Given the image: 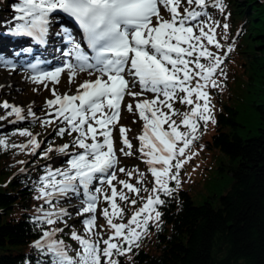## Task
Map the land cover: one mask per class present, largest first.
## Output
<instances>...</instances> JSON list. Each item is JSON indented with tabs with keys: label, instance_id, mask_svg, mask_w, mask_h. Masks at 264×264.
I'll use <instances>...</instances> for the list:
<instances>
[{
	"label": "snow or ice",
	"instance_id": "obj_1",
	"mask_svg": "<svg viewBox=\"0 0 264 264\" xmlns=\"http://www.w3.org/2000/svg\"><path fill=\"white\" fill-rule=\"evenodd\" d=\"M13 7L19 13L13 19L19 22L7 30L9 35L32 37L37 44H47L50 25L59 20L57 13L71 18L82 30L81 40L60 23L56 35L70 45L67 51L59 49L66 57L61 66L42 70L39 59L27 65L33 73L30 77L33 83L43 84L45 89L49 83L53 84L50 91L54 98L46 100L51 110L46 115L52 119H42L32 107L25 110L6 100L0 102V109L4 110L0 121L15 116L9 123L17 124L31 118L41 127L54 125L57 137L76 134L71 142L55 148L52 145L42 148L39 133L34 134L28 128L12 133L27 137L26 143H10L7 136H0L3 150L19 149L32 156L39 153L44 159L53 152L68 157L62 162L66 166H42L44 174L33 181L37 192L34 199L43 201L37 206L39 215L33 217V222L37 226L63 224V227L42 228V236L32 247L48 259L37 258L35 264H122L120 257L139 248L150 224L160 229L164 213L159 209L166 204L161 196L172 197L180 187V169L192 158L186 156V150L207 131L209 123L216 124L215 106L208 89L221 86L217 74L225 75L220 66L234 49L229 45L223 55L210 50L209 46L217 50L224 48L217 38V29L223 28L226 40L229 28L228 23L221 25L210 9L224 14L227 5L224 0H18ZM228 16L230 13L225 20ZM8 23L11 22L4 21L0 27ZM23 51L30 53L31 49ZM18 63L23 65L24 61H13L0 50V68L14 72ZM64 73L68 76V89L61 94L55 85L61 83ZM81 73L94 79H84L75 93L69 94ZM5 86L0 84V88ZM145 93L152 97L147 98ZM125 97L132 98V102H126ZM177 102L191 106L190 110L174 108ZM133 103L144 121L142 134L135 139L139 141L137 151L145 157L154 178L151 188L144 186L145 173L139 169H117L121 163L117 152L123 157L134 155L128 137L131 129L119 127L122 144L119 149L113 138L122 106L133 112ZM174 116H180L179 123ZM181 127L185 130L181 131ZM117 171L129 179L135 172L140 186L118 179ZM173 181L175 188L170 186ZM105 184L107 189L103 187ZM117 185L121 186L119 190ZM142 192L148 195L141 196ZM76 198H80V206L72 204L75 217L89 214L80 221L83 234L68 223L74 218L73 212L61 204V201L71 204ZM101 199L108 204L100 210L111 230L107 239L96 231L97 227L104 229V225H97ZM117 200L132 206L142 201V206L124 223L125 208ZM66 228L70 230L69 238L77 242L75 249H70L63 239L55 238ZM70 250L74 254L70 255ZM27 264H32L31 259Z\"/></svg>",
	"mask_w": 264,
	"mask_h": 264
},
{
	"label": "trees",
	"instance_id": "obj_2",
	"mask_svg": "<svg viewBox=\"0 0 264 264\" xmlns=\"http://www.w3.org/2000/svg\"><path fill=\"white\" fill-rule=\"evenodd\" d=\"M15 1L0 0L1 14ZM226 5L221 19L229 24L227 40L242 36L246 42L237 43L234 49L250 70L241 99L254 115L256 127L241 130L246 127L240 122L241 111L224 105L210 144L226 155L219 169L229 173L228 188L218 198L211 196L198 203L186 190L161 196L166 200L159 209L164 213L162 225L159 230L149 226L152 249L134 248L130 260L120 257L122 264H264V102L258 97L264 82V44L255 54L249 46L256 38L264 42V0H226ZM233 26L236 33H229ZM253 79L258 89L251 91ZM5 156L8 152L0 149V162ZM26 162L29 166L31 158ZM31 170L16 173L10 182L1 176L6 187L0 188V264H27L29 259L35 264L37 258L48 259L32 247L48 225L37 226L35 215L25 212L36 193L33 181L44 174L41 164ZM14 172L11 167H0V175ZM14 207L22 212L9 217Z\"/></svg>",
	"mask_w": 264,
	"mask_h": 264
},
{
	"label": "rangeland",
	"instance_id": "obj_3",
	"mask_svg": "<svg viewBox=\"0 0 264 264\" xmlns=\"http://www.w3.org/2000/svg\"><path fill=\"white\" fill-rule=\"evenodd\" d=\"M226 4V0H224ZM240 10V9H239ZM182 11V9H181ZM211 14L215 17V19L219 20L221 22V25L223 24L224 20L221 19L223 14L219 13L215 9H211ZM165 18H168L167 16ZM229 33H236L235 26L231 27L229 30ZM224 32L223 28L217 29V38L220 39L221 44L224 45V48L222 50H217L213 46H209L210 50L217 52L219 51L220 55H223L227 47L229 45L233 46V49L237 45V43L244 44L246 43L243 41V37L240 36L236 40H225L223 39ZM250 36V34H249ZM255 36V35H253ZM245 40V39H244ZM261 43L259 41V38L254 39L250 44V48L255 53H258V49L260 47ZM261 59V58H259ZM263 60V59H261ZM204 62V61H202ZM247 65L250 66L251 62L250 60L247 62ZM220 68L223 70V73L225 75H219L217 74L218 82L220 83L219 88L215 89H208V91L211 94V102L215 106L213 111L215 114V119L217 118V114L222 112L224 110V105H233L238 110L241 111V118L240 122L244 123L246 125L245 128H242L241 130L245 131L247 130H254L256 127V119L252 112L250 111L248 105H246L241 98H244V95L242 94L243 90L246 91V80H245V74L246 72H249V69H246V66L244 62L242 61L241 56L238 54V51L236 53L235 49L228 53L227 58L224 60V63L220 66ZM5 71L0 74V83L2 81V78L5 77L6 80L10 79L7 83V87L0 88V102L2 101H8L10 104H14L16 106H20L24 108L25 110L28 107H32L33 111L36 112L37 116L41 117L42 119H52V117L46 115L51 110L48 108L46 104L47 99H53L54 97L51 94L50 89L53 87V84H48V89L44 88L43 84H36L29 80L31 77L30 75H27L23 71H14L11 72L9 69L3 68ZM1 70V69H0ZM91 77H88L86 73L78 74L76 77V82L71 85V91L69 93L75 92V89L77 85L83 81L84 79H88ZM68 76L67 73H64L61 75V83L59 85H55L59 93L63 94L68 89L67 84ZM255 83V84H253ZM257 82L255 79L251 80L249 83V88L251 91L254 89H258L256 87ZM258 86V85H257ZM260 87V86H259ZM34 89H36L34 91ZM261 90H259L258 97L261 98L264 102V82L261 84ZM182 95V94H181ZM145 96L147 98H151L152 94L145 93ZM143 98V97H142ZM195 99V97H193ZM126 102H132V98L126 97ZM191 106L187 105H181L178 102L174 104V108H177L181 111H188L190 110ZM133 112L127 111L126 108L122 106L121 108V116H123L121 124L117 125L116 127V148L119 149L122 147V144L120 143V135H119V127L123 125L126 128L131 129L130 132H128V137L130 140H132L133 143V153L134 155L131 157H123L119 152H117V155L120 157L121 163L117 165V169L119 167H124L126 170L132 171L134 169H139L140 172L145 173V187L151 188V186L154 184V178L151 176V173L148 171V165L144 162L145 157H143L137 149L139 148V141L138 139H135V137H138L140 134H142L143 124L144 121L139 118L138 112L135 110V104L133 103ZM0 114H4V110L0 109ZM173 119L177 120L179 123L180 116H174ZM15 120V116L8 117L6 120L0 121V136H7L9 138V142L12 143H26L27 137H20L17 135H12L13 132L19 130H22L24 128H28V130L32 131L34 134L39 133L38 139L43 141L42 148H47L49 145H52L54 148L57 146H60L64 143H69L73 139V136L76 134L74 133L73 136L65 135L63 138L57 137L54 135L53 129L54 125L49 127H41L39 122L33 123L31 121V118H29L26 121L19 122L17 124L9 123V121ZM135 121V123H133ZM264 126V123L261 124ZM27 126V127H25ZM167 129V125L164 126ZM181 131H184L185 129L181 127ZM201 130L203 131V126L201 127ZM216 132V124L213 125L212 123H209L207 125V131L204 132V134L201 136V138L197 141H195L189 149L186 150V156H191L192 158L188 160L187 163L183 165V167L180 169V187L174 191V193H177L179 190H186L191 195L192 199L198 203L205 200V198L214 196L215 198H218L220 194L224 193V191L228 188L229 185H227L228 182V176L229 173L225 170L219 169V167H222L223 164L226 161V155L222 153L217 147L211 145L212 141V135ZM244 134V132H242ZM90 142V141H89ZM71 152L77 151V149H70ZM82 151V150H79ZM8 152V156L3 157L2 162H0V167H11L12 170H15L14 173H10L9 175L4 174L0 175V188L6 187L4 184H2L1 176H5L6 181L10 182V180H13V177L18 172H26L30 171L31 168H33L31 171L36 170L39 165L41 164V168L44 165H50L51 167L55 168L58 166H66V160L68 157L62 156L61 154L57 152H53L50 154V158L44 159L41 158L39 153L36 156L29 155L27 152H20L19 149H12L9 148L6 150ZM198 153V154H195ZM195 154V155H194ZM29 158H31V163L28 166L27 164L23 165L19 163V161H26ZM181 159H184L183 157ZM33 164V165H32ZM5 165V166H4ZM32 165V166H31ZM24 169V171H21V169ZM5 170V169H4ZM44 172V169L41 171ZM117 177L120 180H127L130 183H133L136 186H140L137 184V180L139 179L138 175L135 174L134 176L129 179L124 173H119L117 171ZM4 181V180H3ZM114 184H116V181H113ZM101 186V185H96ZM170 186L175 188V182H171ZM105 189H107V185H103ZM121 186L117 185V188L119 190ZM126 191V190H125ZM37 195V192L32 197V200L28 202L30 208L25 212H29L31 214H34L35 216L39 215L37 213L36 209L37 206L43 204L42 200H36L34 197ZM129 196L132 198H136L133 194L129 193ZM148 195L147 192H142L141 196L146 197ZM117 203L120 204L122 208H125V217H124V223H127V220L131 217L132 213L135 211L136 208L142 206V201L138 202L137 205L132 206L130 204L125 205L124 202H121L117 200ZM62 206L67 207L69 211L73 212L74 218L72 220H69V224H74L75 229L78 231V233L83 234V224L80 222L82 219L86 218L89 214H85L84 217H75V209L72 207V204H75L77 206H80V198H76L72 200V203L69 204L66 201H61ZM45 208H47V205H44ZM108 207V204H106L103 199L100 200L98 209H97V225H104V229H101L99 227L96 228V231L101 232L103 235V238L107 239L108 235H111V230L108 229L106 220L100 216V210ZM111 211V209H109ZM22 211L18 210L16 207L12 209V212L8 214L9 217H13L14 214H20ZM114 222H120L119 220H115ZM150 226L154 227V225ZM50 227H63V224H57L54 226H48ZM70 232L69 229H65L64 233H57L56 239H63L67 245L70 246V249H75L78 247L77 242L73 241L69 238L68 233ZM152 241V230L149 228V232L147 235H145L139 243L143 242L142 245H140L141 248H149L151 246ZM147 243V244H146ZM103 247V245H101ZM152 249V246L151 248ZM70 254H74L70 250ZM131 253H129L127 256L122 257L124 259L130 260Z\"/></svg>",
	"mask_w": 264,
	"mask_h": 264
},
{
	"label": "bare ground",
	"instance_id": "obj_4",
	"mask_svg": "<svg viewBox=\"0 0 264 264\" xmlns=\"http://www.w3.org/2000/svg\"><path fill=\"white\" fill-rule=\"evenodd\" d=\"M1 70H0V74H2V72L3 71H5L3 68H0ZM20 68L19 67H17V69L16 70H19ZM29 80L31 81V79L29 78ZM10 81V79H8V80H6L5 79V77H3L2 78V81L1 82H3V83H0V84H3V85H6L5 87H7V83H4V82H9Z\"/></svg>",
	"mask_w": 264,
	"mask_h": 264
}]
</instances>
